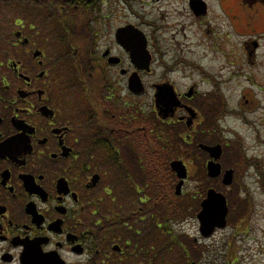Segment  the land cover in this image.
Segmentation results:
<instances>
[{
	"label": "flooded vegetation",
	"instance_id": "af4514ba",
	"mask_svg": "<svg viewBox=\"0 0 264 264\" xmlns=\"http://www.w3.org/2000/svg\"><path fill=\"white\" fill-rule=\"evenodd\" d=\"M179 8L171 34L163 30L165 12L147 22V70L117 37L132 23L107 28L103 15H87L85 28L61 27L74 15H43L50 36L34 27L30 36L22 26L11 45L0 32V264H233V236L221 233L238 217L224 190L238 171L230 169L232 182L224 183L222 160L233 140L223 121L242 113L226 106L233 84L248 102L264 98V0H179ZM238 27L245 30L241 64L232 57ZM194 46L214 56L201 62ZM218 57L222 63L211 66ZM156 65L160 79L150 83ZM133 75L140 92L130 86ZM159 85L172 88L178 103L161 114L155 103L152 128L148 99ZM152 131L176 185L171 162L188 169L164 208L150 182L161 177L149 167ZM215 145L222 148L218 177L203 149ZM211 191L224 196L227 210L225 226L209 233L200 215Z\"/></svg>",
	"mask_w": 264,
	"mask_h": 264
},
{
	"label": "rangeland",
	"instance_id": "374dc122",
	"mask_svg": "<svg viewBox=\"0 0 264 264\" xmlns=\"http://www.w3.org/2000/svg\"><path fill=\"white\" fill-rule=\"evenodd\" d=\"M26 1L1 0L0 2V32L3 31L7 35L9 45L16 42L14 33L22 26L26 34L30 36L34 33V29H31V27L41 30V34H44L43 37L50 36L49 29L52 26L44 19L43 15H46V13L45 7L41 6L43 0H34L39 5L35 10ZM98 7L99 11L93 15H103L107 18L105 22L108 27L102 26L104 20L99 23L101 27H117L118 23L130 22L145 31L148 29L147 22L150 19L156 20L158 13L162 12L167 14L164 17L168 16L166 19L168 26H164V20L162 22V27H165V29L163 27V30L166 34H171L179 26L177 21L179 19L178 12H180L178 10L180 9L179 0H100ZM242 31L245 30L238 27V30H234L232 37L234 47L232 57L234 63L240 64L242 56L241 43L244 39V36L240 33ZM244 35L247 36V32ZM209 53L212 57L214 56L213 52L205 46L193 47V56L201 62L202 56ZM13 54L14 52L10 48L9 58H14ZM221 63V58L217 62L212 60L211 66L216 64L218 67ZM233 68H237L236 65ZM160 71L161 68L156 65L155 73L148 77L150 83L159 81ZM235 87L236 84H233L232 94L226 98V106L232 109L239 108L242 113L235 114V112H232L223 121V125L226 128H224V135L233 140L231 144L233 149L231 152L227 151L222 162L226 170L234 168L238 171L233 185L229 189H224L230 198L234 213H238L236 214L238 217L232 221L231 229L223 231L221 235L229 234L233 236L231 248V252L234 253L233 264H264V98L257 99L255 102H252L251 99L248 102L249 99L247 100L240 93L241 89ZM219 103L220 101L216 104ZM148 116L152 118V123H150L152 128L155 125H159L155 113L154 98L148 99ZM150 141L151 149L154 148L156 152L151 155V166L149 167L153 171L156 170L158 175L161 176L150 182H152L153 190L159 188L157 194H161V197L166 199L169 197L170 192L174 194L175 179L171 174V168L168 163H162V158L160 157L161 155L164 156L165 160V155H163L165 153H162L160 148H156L159 141L155 131H152V139ZM236 152L238 153V158L244 156L243 165L237 162L240 159H237ZM148 156L150 155L148 154ZM148 158L150 159V157ZM191 168V172H193L194 165H191ZM193 183L194 180L192 178L187 188L192 190ZM164 198L163 208L167 204ZM160 215L158 213V216ZM148 228H150L149 225ZM173 229L176 231L175 227ZM154 238H156V241L152 244L157 243L160 245L162 239L159 237Z\"/></svg>",
	"mask_w": 264,
	"mask_h": 264
},
{
	"label": "water",
	"instance_id": "95a60500",
	"mask_svg": "<svg viewBox=\"0 0 264 264\" xmlns=\"http://www.w3.org/2000/svg\"><path fill=\"white\" fill-rule=\"evenodd\" d=\"M117 37L122 46L130 52L132 61L135 63L136 67L139 70L149 69L151 56L147 49L146 35L136 26L128 25L118 30ZM130 82L132 90L140 92L142 83L139 76L133 75ZM177 103L178 101L175 98L172 88L166 89L161 85L158 86L156 106L159 114H161V108H163V106L168 105V108L171 109ZM203 149L207 150L212 157V160L208 162L207 165L209 174L212 177H218L221 174V165L215 160H218L222 154L221 146H203ZM171 167L180 178V182L176 186V194H180L184 179L187 177V167L181 160L172 161ZM231 182L232 171L228 170L224 175V183L230 184ZM226 210L227 207L224 196L215 191H211L208 198L203 202V209L200 215L202 219V229L210 233L216 227H224Z\"/></svg>",
	"mask_w": 264,
	"mask_h": 264
},
{
	"label": "trees",
	"instance_id": "16d2710c",
	"mask_svg": "<svg viewBox=\"0 0 264 264\" xmlns=\"http://www.w3.org/2000/svg\"><path fill=\"white\" fill-rule=\"evenodd\" d=\"M26 2L32 6L33 10L39 7L34 0ZM99 2L100 0H43L41 6L45 7L46 15H74L72 19L67 18V24L64 23L61 27L80 26L85 28L88 21L87 15H93L99 11ZM150 197L155 199L156 194H152Z\"/></svg>",
	"mask_w": 264,
	"mask_h": 264
}]
</instances>
